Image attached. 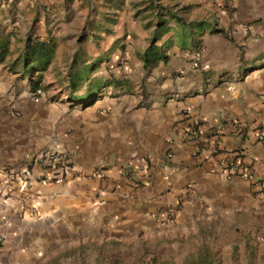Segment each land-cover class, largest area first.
<instances>
[{
	"label": "crops",
	"instance_id": "1",
	"mask_svg": "<svg viewBox=\"0 0 264 264\" xmlns=\"http://www.w3.org/2000/svg\"><path fill=\"white\" fill-rule=\"evenodd\" d=\"M83 3L35 28L33 41L54 48L49 65L0 74V173L38 179L49 171L37 156L65 151L84 176L35 184L43 198L25 211L0 195L12 264H113L114 253L124 264V245L144 254L147 240L160 244L154 264L194 252L203 264H264V0ZM232 152L253 179L222 170ZM144 164L141 185L124 174Z\"/></svg>",
	"mask_w": 264,
	"mask_h": 264
},
{
	"label": "rangeland",
	"instance_id": "2",
	"mask_svg": "<svg viewBox=\"0 0 264 264\" xmlns=\"http://www.w3.org/2000/svg\"><path fill=\"white\" fill-rule=\"evenodd\" d=\"M42 1L44 2V0H0L2 12L12 10L7 15L0 14V74L7 72V70H21L20 72H22V69L27 67L25 63L30 54V46L34 42L32 39L34 30L40 19L48 17V25H52L53 20L57 19L55 16H60L62 7L76 2V0H65V3L59 4L57 3L59 0H50L46 4ZM83 5H88V0H84ZM8 7L12 9H5ZM31 16H33L32 19H30ZM18 239L24 240V237ZM14 241V236L0 232V264H12L15 253L12 252L11 246ZM144 246L146 252L140 254L130 250V246L124 245V264H154L152 256L156 255L155 248H158L160 244L147 240ZM194 248L197 249V247ZM113 256L116 257L113 264H122L121 260L119 263L116 262L120 256L119 253H114ZM201 256L205 257L200 252H194L192 259L190 258L191 262L187 256L180 264H203L205 262H201ZM207 257L210 255L208 254ZM196 259L199 261L197 262ZM159 264H168V261L163 262L161 259Z\"/></svg>",
	"mask_w": 264,
	"mask_h": 264
},
{
	"label": "built area",
	"instance_id": "3",
	"mask_svg": "<svg viewBox=\"0 0 264 264\" xmlns=\"http://www.w3.org/2000/svg\"><path fill=\"white\" fill-rule=\"evenodd\" d=\"M43 95V90L38 88L35 91V102H39ZM233 134L239 135L244 133L243 125L238 122H232ZM216 131L223 134L227 131L224 125H219ZM186 136L190 141L197 142L201 144L202 134L198 129L197 125H192L188 127ZM259 142L264 144V133L259 135ZM201 146L198 148L200 150ZM217 153V150L216 152ZM168 157L173 158L172 154ZM245 155L243 153L232 152L228 154L227 157L221 161L220 167L222 170L231 178L234 175H239L247 180L253 179V175L249 170V167L245 163ZM37 161L41 163L46 170H48V175L41 176L38 179H34V174L30 168H10L4 170L0 173V182H2L0 195L5 201L14 199L21 211H25L26 204L31 202L32 205L38 199H42V195L36 193L35 196L34 186L38 184L40 186H46L51 184H71L76 179L83 178L82 174L77 169L76 165L72 160V155L65 151H46L42 152L37 156ZM124 174L127 176H132V180L141 185L145 182V177L147 175V164L139 167H133L132 165H127L124 167ZM105 175L104 171H97L94 176L103 177ZM5 193L4 196L2 194ZM4 201V205L11 208L10 204ZM34 211H36V206H33Z\"/></svg>",
	"mask_w": 264,
	"mask_h": 264
},
{
	"label": "trees",
	"instance_id": "4",
	"mask_svg": "<svg viewBox=\"0 0 264 264\" xmlns=\"http://www.w3.org/2000/svg\"><path fill=\"white\" fill-rule=\"evenodd\" d=\"M54 48L43 41H34L30 46V54L25 63L26 69H42L49 65L53 59Z\"/></svg>",
	"mask_w": 264,
	"mask_h": 264
}]
</instances>
